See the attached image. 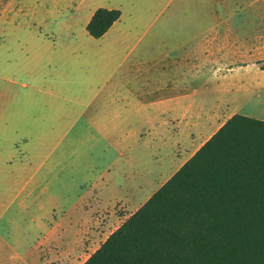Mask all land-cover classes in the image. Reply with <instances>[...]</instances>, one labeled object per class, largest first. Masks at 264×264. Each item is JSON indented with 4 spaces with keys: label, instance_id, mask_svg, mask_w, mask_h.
I'll use <instances>...</instances> for the list:
<instances>
[{
    "label": "crops",
    "instance_id": "0c3cea01",
    "mask_svg": "<svg viewBox=\"0 0 264 264\" xmlns=\"http://www.w3.org/2000/svg\"><path fill=\"white\" fill-rule=\"evenodd\" d=\"M95 1L0 0L3 12L27 3L42 8L45 30L32 26L40 32L34 35L41 43L37 52L52 78H33V91L70 104L60 115L65 131L49 150L38 154L40 143L16 160L0 161V195L19 181L14 197L1 206L0 264H75L89 257L103 230L102 210L110 222L116 200L128 205L143 195V177L160 175L143 195L151 196L231 116L264 122V70L251 59L196 87L186 82L177 93V53L209 35L261 36L264 0H196L200 19L214 18L208 6L239 7L179 45L176 32L172 41L163 29L142 26L161 0H136L132 17L116 9L120 19L101 38L90 37L86 26L93 13L115 9ZM42 34L51 37L50 44ZM227 103L236 112L197 147V134L214 126ZM66 116L73 118L65 121ZM120 165L137 171L136 195L133 172L121 173L124 187L112 183Z\"/></svg>",
    "mask_w": 264,
    "mask_h": 264
},
{
    "label": "trees",
    "instance_id": "16d2710c",
    "mask_svg": "<svg viewBox=\"0 0 264 264\" xmlns=\"http://www.w3.org/2000/svg\"><path fill=\"white\" fill-rule=\"evenodd\" d=\"M120 16L97 9L87 34ZM83 264H264V122L227 119Z\"/></svg>",
    "mask_w": 264,
    "mask_h": 264
},
{
    "label": "rangeland",
    "instance_id": "374dc122",
    "mask_svg": "<svg viewBox=\"0 0 264 264\" xmlns=\"http://www.w3.org/2000/svg\"><path fill=\"white\" fill-rule=\"evenodd\" d=\"M134 2L136 0H96L95 5L110 6L120 11L123 9L127 16L132 17L130 8ZM156 7V14L152 13L148 18H144L142 26H148L150 30L163 29L169 35L168 39H171L170 35L176 32L175 41L179 45L201 35L213 24L218 23L216 18L229 14L232 9H238L239 6L230 8L220 5L208 6L215 12L214 18L203 19L198 18L199 6L196 0H161ZM206 7L204 5L201 9L205 10ZM43 18L42 8L29 3L19 7L12 5L5 12L0 10V161L16 160L21 154L40 143L38 154H43L60 139L65 131L64 123L60 124V115H62V109L65 110L70 104L62 99L33 91V87L36 86L33 78L37 76L39 82L42 81V83L52 78V69L49 70L41 64L44 59H41L42 54L37 52V47L41 43L34 35L40 32L32 26L36 24L45 30L42 27ZM245 22L247 26L250 23L248 20ZM258 24L262 25L260 21ZM43 30L41 33L45 32ZM42 35L48 41L47 44H50L51 37ZM239 44H241L240 48ZM184 50L186 51L183 54L177 53V93L185 89L186 82L190 81L196 87V84L201 85L200 81L204 82L207 76L217 78L227 71L228 66L241 65L250 59L257 68L261 69V66H264V30L261 36L256 37L251 35L241 38L212 37L209 35L200 38L196 45ZM4 90H6L5 95ZM235 110L227 103L225 110L218 114L214 126L197 134L196 146L204 142L225 119L236 112ZM72 118V116H66L65 121ZM116 168V176H118L113 179L112 183H115V187L120 185L124 187L125 177L121 173L126 172L129 176V173L133 172L135 174L134 187H131L132 192L129 190L128 193L136 195V184L137 181L140 184L141 180L135 168L131 166L125 168L121 165ZM159 177V173L152 174L150 178L143 177L144 180L141 183L143 195L149 193V190L157 183L156 181H161ZM18 183L19 181H16L8 186L5 192L3 190V194L0 195V212L1 206L14 197ZM123 187L119 191L124 192ZM4 188V185H0V189ZM143 195L133 197L128 201V205L121 199L116 200L110 222H107L108 210H102L103 230L98 241L87 251V254H92L123 221L150 197ZM86 257L81 258L75 264H83Z\"/></svg>",
    "mask_w": 264,
    "mask_h": 264
}]
</instances>
